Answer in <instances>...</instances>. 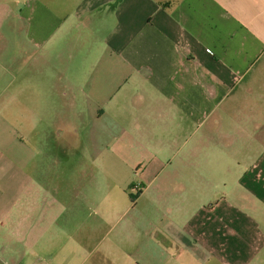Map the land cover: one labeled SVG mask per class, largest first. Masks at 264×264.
I'll use <instances>...</instances> for the list:
<instances>
[{"label": "crops", "instance_id": "obj_1", "mask_svg": "<svg viewBox=\"0 0 264 264\" xmlns=\"http://www.w3.org/2000/svg\"><path fill=\"white\" fill-rule=\"evenodd\" d=\"M106 121L163 164L159 194L224 161L242 210L171 225L164 205L151 232L90 173L53 171ZM245 199L264 218V0H0V264H246L264 235Z\"/></svg>", "mask_w": 264, "mask_h": 264}, {"label": "rangeland", "instance_id": "obj_2", "mask_svg": "<svg viewBox=\"0 0 264 264\" xmlns=\"http://www.w3.org/2000/svg\"><path fill=\"white\" fill-rule=\"evenodd\" d=\"M3 99L6 103L13 101L9 97ZM69 128V132L75 134L76 124L73 123ZM116 128H110L109 122L106 121L101 129V133H98L97 129H89V126L85 124L81 137L84 142L83 146L72 145L70 147L68 153L71 160L68 163H63L60 166L54 162L50 163V166L54 167L53 171L66 170L70 173L68 179L71 180V183L72 180H77V177L73 173L82 170L87 175L90 173L89 177L84 180L85 187H87L86 193L100 189V194L93 193L91 195L101 199L105 196L108 200L117 203L126 201L127 203H132L134 206L137 203L133 207L132 213L126 217L130 219L133 216L140 223V220H143L144 216V224L147 223L151 226V232L154 230L152 221L154 218H158L157 210L164 208V205H167L164 212L167 216L170 214L168 218H171V225H179L185 222V219H191L200 209H212L218 204L224 206L225 199L231 205L236 208L239 207L242 210L240 206L243 205L237 199L235 193L238 190L235 182L236 179L233 177V173H225L224 161L208 163L199 161L197 166L198 176L184 181L187 190L182 192L186 193L159 194L157 186L164 180V176H162L163 172H161L163 164L147 161L137 162L138 154L135 152L134 147L126 145L125 137L115 139L116 134L122 132V130ZM55 130L53 136L56 134ZM230 164L233 165V163ZM38 169L44 172L49 169V166L44 161L41 164L39 162ZM159 172L160 175L158 176ZM95 175L97 178L93 180V176ZM80 181H83V179H80ZM89 187L92 188L88 189ZM145 187L147 189L143 193ZM240 192L241 190H239ZM189 201L192 204L191 206L188 205ZM245 201L247 203L243 204L246 209L244 208L243 212L249 213L254 225H258L256 234L264 235V218L256 211L259 205L249 202L248 199H245ZM142 204L152 205L151 209L144 211L148 214L147 216L143 215ZM203 219L209 220V218ZM216 221V219H213L215 224L217 223ZM206 223L209 226V222ZM171 225L167 227L166 233L169 231L180 232L177 226H175V229ZM227 225L230 229L237 231V227L231 220H228ZM251 230L256 231L254 226L253 228L251 227ZM153 232L156 233V231ZM261 249V253H256L253 257L251 256L250 261L246 264H264V254L262 253L264 252V247ZM215 264L220 263L215 260Z\"/></svg>", "mask_w": 264, "mask_h": 264}]
</instances>
